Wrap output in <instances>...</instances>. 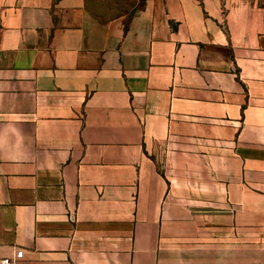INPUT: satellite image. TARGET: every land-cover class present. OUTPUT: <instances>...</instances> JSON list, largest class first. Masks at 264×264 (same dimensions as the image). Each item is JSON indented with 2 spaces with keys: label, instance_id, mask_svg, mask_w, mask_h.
<instances>
[{
  "label": "crops",
  "instance_id": "0c3cea01",
  "mask_svg": "<svg viewBox=\"0 0 264 264\" xmlns=\"http://www.w3.org/2000/svg\"><path fill=\"white\" fill-rule=\"evenodd\" d=\"M3 258L264 264V0H0Z\"/></svg>",
  "mask_w": 264,
  "mask_h": 264
},
{
  "label": "rangeland",
  "instance_id": "374dc122",
  "mask_svg": "<svg viewBox=\"0 0 264 264\" xmlns=\"http://www.w3.org/2000/svg\"><path fill=\"white\" fill-rule=\"evenodd\" d=\"M223 3L232 0H221ZM88 5L105 18H116L123 16L125 22L139 3L134 0H87Z\"/></svg>",
  "mask_w": 264,
  "mask_h": 264
},
{
  "label": "built area",
  "instance_id": "2783aa9c",
  "mask_svg": "<svg viewBox=\"0 0 264 264\" xmlns=\"http://www.w3.org/2000/svg\"><path fill=\"white\" fill-rule=\"evenodd\" d=\"M0 264H17L15 260L11 258H3L0 260Z\"/></svg>",
  "mask_w": 264,
  "mask_h": 264
},
{
  "label": "trees",
  "instance_id": "16d2710c",
  "mask_svg": "<svg viewBox=\"0 0 264 264\" xmlns=\"http://www.w3.org/2000/svg\"><path fill=\"white\" fill-rule=\"evenodd\" d=\"M144 1H145V0H141L139 5L141 6V5L143 4Z\"/></svg>",
  "mask_w": 264,
  "mask_h": 264
}]
</instances>
